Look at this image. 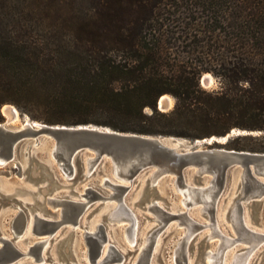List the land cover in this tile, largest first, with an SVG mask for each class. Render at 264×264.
I'll return each instance as SVG.
<instances>
[{
  "label": "trees",
  "instance_id": "16d2710c",
  "mask_svg": "<svg viewBox=\"0 0 264 264\" xmlns=\"http://www.w3.org/2000/svg\"><path fill=\"white\" fill-rule=\"evenodd\" d=\"M31 14L71 23V64L23 33ZM8 21L16 34L0 36V109L24 100L47 123L194 139L239 128L259 134L227 145L250 140L248 151L264 152V0H0ZM205 72L218 88L203 87ZM164 95L169 111L157 107Z\"/></svg>",
  "mask_w": 264,
  "mask_h": 264
},
{
  "label": "water",
  "instance_id": "95a60500",
  "mask_svg": "<svg viewBox=\"0 0 264 264\" xmlns=\"http://www.w3.org/2000/svg\"><path fill=\"white\" fill-rule=\"evenodd\" d=\"M201 83L203 84L202 80ZM157 107L161 111H169L173 105L170 104L169 98H160ZM27 118L29 121H25L22 128H15L5 121L0 122V166L9 162L19 164V156L22 153H31L37 148L46 147L49 157L67 177H72L81 170V177L86 180L101 168L102 164H107L111 173L103 174L100 190L89 187L83 191L71 190L63 195L51 193L45 196V203L50 209L36 208L29 211L24 210L20 205L19 208L24 214L14 220L11 227L12 236H0V264H19V260L26 256L33 257L35 262L44 261L55 233L66 226H71L72 229L82 226V218L96 202L105 205L114 201L119 204L123 214L131 212L133 209L129 207L127 197L133 184L142 176H148L146 209L157 216L159 224L160 222L162 224L141 251L138 264H148L155 234L171 220L177 218L181 223L193 228V232L201 227V224L190 219L186 211L173 212L158 201L157 198H161V195L157 190V183L164 176H173L180 194L186 189L199 192L208 179L213 201L209 203L207 212L203 214H206L209 222L213 223L218 209L217 203L214 202L215 198L220 200L229 184L238 175L237 185L240 194L234 200L229 217H232L235 230L242 238L247 241L259 238V234L253 230V227L258 225H255L252 219H250L251 226L246 225L242 213L250 203L261 201L264 196V152L206 146L212 145L213 142L225 144L232 131L225 135L224 142L218 139L201 142L200 139L140 134L95 124H48ZM242 132L238 134H251L246 130ZM39 168L41 171L45 170L52 180L55 179L48 161L36 162L30 172L37 173ZM191 173L193 179L189 180L188 175ZM45 186H39L38 190ZM16 202L21 200L17 199ZM56 208L59 209L55 211ZM31 216L32 229L30 234L26 235L24 233ZM105 219L110 223H116L106 213ZM84 229V237L89 245L91 257L101 256L107 243L109 245H107L105 262L122 257V254L111 245L105 231L107 227L103 223L96 224L91 229L88 226ZM30 235L37 236V239L29 245L28 251L24 252L19 246V241L27 240ZM186 237L185 234L175 251L180 264H187L189 240H186ZM46 239L49 240V244L44 250ZM103 259L101 258L97 263H101Z\"/></svg>",
  "mask_w": 264,
  "mask_h": 264
},
{
  "label": "rangeland",
  "instance_id": "374dc122",
  "mask_svg": "<svg viewBox=\"0 0 264 264\" xmlns=\"http://www.w3.org/2000/svg\"><path fill=\"white\" fill-rule=\"evenodd\" d=\"M20 9L21 6L19 5L17 9L13 8L9 10V13L12 16H18L20 14ZM26 18L31 21H25V26L22 29L23 33L31 35L32 37L28 36L30 40L32 39L41 44V46L44 47V51L46 50V53L49 52L52 54L55 60L71 64L74 60V55L71 52L75 48V42L72 37L75 28H73L71 23L68 21L61 22L51 19L44 23L39 20L34 21V19L37 18L35 14L24 16L25 20ZM11 24L12 21H8L6 25H4V22L0 25V36L16 34L14 28L11 27ZM206 73L209 72H205L204 74ZM209 74L212 76V79L207 78L205 84H201L208 90L218 88L217 79L211 73ZM171 99L172 105L174 106V99ZM5 104L14 105L20 113V119L12 125L17 126L22 124L25 117L47 123L43 120L45 116L42 109L30 105L24 100L19 101V104L12 102ZM5 104H3L0 109L2 116L1 122L6 121L7 119L2 111ZM31 115L38 118H32ZM48 124L75 125L67 122ZM234 129L240 130L239 128ZM238 133L232 132L228 141L237 136L244 135ZM258 134L259 133L251 132V136H256ZM187 139L194 140V138ZM206 139L207 138H203L202 141H215ZM218 141L224 142L225 139H218ZM227 142L225 144L213 142L212 145L206 146L235 149L232 146L227 145ZM236 144L244 147L242 149L249 150V148H245V146L250 147L254 142L250 140H242ZM45 161H48L50 164L53 177L55 178L54 180H52V177L48 175L45 170L41 171V168H39L37 173L30 172L31 167L35 165L36 162L43 163ZM104 173H111L107 164H102L101 168L86 180L81 177V170H79L74 176L67 177L62 173L56 162L49 157L48 149L46 147L37 148L31 153H22L19 156V164L9 162L0 166V236H12L11 227L14 220L17 216L24 214L19 208L20 205L23 206L24 210L29 211L36 208L50 209L49 206L46 205L44 197L51 193L63 195L71 190L83 191L85 188L89 187L100 190L99 188L102 186ZM147 177L148 176H142L139 178L131 187L129 196L127 197L129 207H131L138 216L136 219L138 228L134 243L127 238L126 227L128 222H108L105 219L104 213L107 208L100 205V202H96L82 218V226H77L75 229H72L71 226H66L55 233V237L49 244L44 261L35 262L33 257L26 256L19 260V264H97L101 258H104L101 264H138L139 255L141 249L146 243V239L160 227L155 215L146 209L148 205L146 195L147 191H149L146 181ZM188 179H193L192 173L188 175ZM41 185L46 186L43 189L38 190V187ZM23 189L28 191L24 192L22 191ZM157 190L161 195V198H157L158 201L166 206L167 209L169 208L173 212L175 209L180 212L186 211L187 208L182 203L183 195L177 190L173 176H164L161 178L157 183ZM239 194L240 188L237 185V182L233 181L229 184L219 202L217 226L221 234L230 239L237 238V234L228 219V212L231 204L238 198ZM17 199L21 200V202H16ZM200 206L201 204L191 206L189 208V213L198 222L209 223L206 214L199 211ZM245 208L249 219H252L255 221V225H258L255 227L261 230V232H264V196L261 201L250 203L249 206ZM58 209L59 208H56L55 211ZM101 222L107 227L105 231L111 241V245L117 252L122 254L121 258L105 262L107 253L102 254L98 258L90 256V248L84 237V228L88 226V228L91 229L95 224H102ZM210 234L211 228L208 226L196 231L192 235L187 243V264H209V260L206 258L205 253H215L221 242L220 238L217 236H211L212 238L207 240V236H210ZM155 235H157V240L156 242L154 241V245L151 247L152 249L148 258V264H180L175 256V251L185 235V226L179 224L178 220L173 219ZM36 239L37 236L30 235L27 240L19 241V246H29ZM107 245H109V243H107ZM247 247H249V244L247 243L242 241L235 242L225 250L229 253L226 262H229L227 260H229L234 252L243 253L246 251ZM110 252H112V250H110ZM252 252L248 264H264V240L261 241L258 247ZM226 262L224 264H227Z\"/></svg>",
  "mask_w": 264,
  "mask_h": 264
},
{
  "label": "bare ground",
  "instance_id": "6f19581e",
  "mask_svg": "<svg viewBox=\"0 0 264 264\" xmlns=\"http://www.w3.org/2000/svg\"><path fill=\"white\" fill-rule=\"evenodd\" d=\"M207 78L212 79V76L209 73L204 74L202 77L203 84H205V80ZM163 98H169L170 104L172 105V99H171L172 97L171 96L164 95L161 97V99H163ZM2 111H3L4 115L7 117L5 122L8 125H12L20 119L19 111L12 104H5L2 108ZM25 121H27V122L29 121L27 117L24 118L22 124L17 125V126L16 125H12V126L15 128H22ZM232 132L238 133L239 130L233 129ZM239 133H243V132L240 131ZM210 139L211 140H216V139L224 140V139H226V136L225 137L213 136V137L207 138L206 140H210ZM199 141L202 142V140H199ZM238 180H239V176L237 175V177H235V179L233 181L237 182ZM209 184H210L209 180L206 179V181L204 182V185L201 187V189H199V192L196 193L192 190L186 189L182 193V195H183L182 203L186 206V208H187L186 212L189 215L190 219L197 222L198 224H201V227L198 230H201V229L209 226L211 228V234H210V236H207V238L210 240L212 238L211 236H217L221 240L220 244L218 245L217 251L215 253L207 252L206 258L209 260V264H224L226 262L228 254H229L225 250L228 247H230L231 245H233L235 242L242 241L244 243L249 244V247H247L246 251L243 253L234 252L233 255L229 258V260H227L229 262H226V263L227 264H248L250 259H251V253H253L252 251L256 247H258V245L261 241L264 240V232H261V230H259L258 228L253 227V230H255L259 234V238H257L256 240H253V241H247L245 238H242L240 235L237 234L235 227L233 225V222H232V217L231 216H230L231 218L229 217V215L231 214V212L233 210L234 201L231 204V207L229 208V212H228V219L231 222V225L237 234V238H234V239L227 238V237L223 236V234H221V232L217 226L218 209L216 211L215 221L213 223H211V222H209V223L198 222L189 213V208L191 206L197 205V204H201V206L199 207L200 212H202V213L207 212L206 209H207L209 203L213 201L212 191L209 187L210 186ZM218 200H219V198H215L214 202L217 203L218 208H219L220 200H219V202H218ZM187 202L189 203L188 205L186 204ZM103 206H105L107 208L104 213H106L108 215V217L111 218L113 221H116L117 223L121 222V221H127L128 222V225L126 227L127 238L129 239V241L134 243L136 240V233H137V228H138V223L136 222V219L138 217L137 214H135V212L133 210L129 213L126 212L125 214H123V212L121 211V208L119 207V204L117 202H114V201L113 202L110 201ZM174 211L177 212L178 210L175 209ZM155 217H156L157 221H159L158 217L157 216H155ZM242 217H243L245 224L248 226H251L249 216L247 215V212H246V208L243 209ZM176 220H178V219L176 218ZM208 221H209V219H208ZM178 222H179V224H183L185 226V234L187 235L186 240H190L192 235L197 230H194V232H193V228H191V227L189 228L188 226H186V224L181 223L179 220H178ZM160 224H162V223L160 222ZM168 224H169V222L167 223V225ZM32 225H33V219L31 216V219L29 220V222L27 224V227H26L24 234H26V235L30 234L31 229H32ZM167 225H165V226H167ZM152 236H154V233L151 234L146 239V243L143 246V248L146 247V245L150 242V239ZM156 240H157V235L155 236V242H156ZM48 244H49V240L46 239L44 250H46V248L48 247ZM20 248L24 252H27L29 249V246L28 245H26L25 247L20 246ZM143 248L141 249V251L143 250ZM107 250H108V246L106 244L103 248V254L106 253ZM97 264H101V263H97Z\"/></svg>",
  "mask_w": 264,
  "mask_h": 264
}]
</instances>
